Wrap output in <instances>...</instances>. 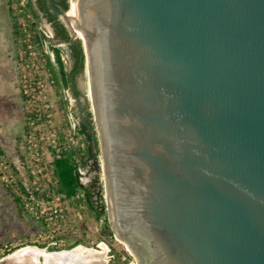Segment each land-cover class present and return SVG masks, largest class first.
<instances>
[{
	"label": "water",
	"instance_id": "obj_1",
	"mask_svg": "<svg viewBox=\"0 0 264 264\" xmlns=\"http://www.w3.org/2000/svg\"><path fill=\"white\" fill-rule=\"evenodd\" d=\"M72 1L114 236L138 264H264V0Z\"/></svg>",
	"mask_w": 264,
	"mask_h": 264
},
{
	"label": "rangeland",
	"instance_id": "obj_2",
	"mask_svg": "<svg viewBox=\"0 0 264 264\" xmlns=\"http://www.w3.org/2000/svg\"><path fill=\"white\" fill-rule=\"evenodd\" d=\"M68 30L71 33L69 28ZM81 36L83 35L81 34ZM15 39L17 40L16 33ZM15 47V52L17 54V42ZM4 58L5 57H3V59ZM16 71L17 74L14 72L10 81L7 80L6 87L8 88V92H5L6 97L0 100V113L3 114L7 110L11 112L10 117L6 120L7 124H0V132L7 135L8 138L7 144L0 145L2 149L0 152V243L2 245V247H0V258L23 245H35V242L47 243L48 245H59L79 238L84 243H79L75 245V247L109 248L108 254L110 255V264H125L126 261L130 264L138 263L135 254L128 244L126 242L124 243L121 238L114 236L110 224L109 228L105 229L102 233L100 221H97L93 217L81 200L78 198L66 197L55 190L56 179L52 171L53 145H48L47 142L44 143V145H37L39 150L43 152L40 154L41 159L38 161V164L33 166L35 170L39 171L40 169L41 171L38 172L40 174L35 182L27 176L29 166L27 165L26 155L29 154V148L27 145H22L27 127L25 116L26 105H28L29 108H31L32 105L40 107L42 113L50 112L51 116L49 121L44 120L43 123L37 122L36 124V131H44V137L47 141L51 139L49 133L52 129L55 131V137L59 135L62 137L67 128L72 124H75L78 129L77 126L80 115L78 112V104L76 100H74L71 90L65 88L64 94H60L55 85L48 82V77L44 68L41 71L43 85L39 87L34 84L27 86L28 91L34 93L37 97L36 102L28 103L22 92V71L17 67V63ZM25 72H30L28 75L34 73L27 69H25ZM79 77L82 91L85 93V76L83 71L79 73ZM86 77L88 98L86 94L83 95L87 98L89 108L91 109L90 97L93 98V92L90 84V75L87 69ZM46 103L48 106H46ZM70 107L74 108L76 113L70 114L68 112V108ZM44 117L45 119L47 118V116ZM14 122L18 124L16 130L12 129L14 127ZM39 135L40 134L37 133V138ZM74 145L77 144L61 145V147L62 150H64L68 146ZM82 171L87 172L83 175V180H89L91 172L87 171V167H83ZM17 181H21L23 188L32 190L33 194L39 192L42 196L50 195L54 197V203H56L57 207L60 206L61 210L58 209L55 212L56 216H53L51 226H49L47 221L45 222L39 210V207L44 208L41 202L42 198H37L36 204H34L32 201H29V199L21 196L19 190L22 189L17 185ZM14 191L18 196L20 195L18 199H16ZM58 193L60 195V204H57L58 199L55 198ZM32 199L35 198L32 197ZM53 208L54 204L52 203L51 209ZM109 231L110 236L108 235ZM111 247L113 249L110 250ZM42 248L47 249L46 246H42ZM118 256L120 259L116 262V257Z\"/></svg>",
	"mask_w": 264,
	"mask_h": 264
},
{
	"label": "trees",
	"instance_id": "obj_3",
	"mask_svg": "<svg viewBox=\"0 0 264 264\" xmlns=\"http://www.w3.org/2000/svg\"><path fill=\"white\" fill-rule=\"evenodd\" d=\"M55 6L59 9L66 10L69 6L68 0H53ZM71 3V0H70ZM28 6L33 11L32 5L28 0ZM42 8L44 6L42 5ZM72 9V3H71ZM70 9V10H71ZM68 10V9H67ZM53 19L57 33L68 40L70 38V32L66 26L54 16L49 15ZM81 36V35H80ZM85 42L83 36H81ZM86 48V45H85ZM70 49L75 56V63L72 68L67 69L66 64L61 55V49L58 46H53L54 52L53 58L48 53L46 54V69L49 71L50 76L54 80V85L60 94H64L65 88L72 90L74 96H81V109L82 117L78 119V131L82 135L83 145L68 146L65 148L60 156L54 157L52 160V171L56 179L55 190L62 193L69 198H78L87 207L93 217L100 221L101 231L109 228V223L106 214V204L104 200L103 180L101 178V169L99 161V145L96 134L95 124L92 117L89 103L83 93L82 89L77 87L75 75L83 71L84 58L81 57V39L76 36L73 39V43L70 44ZM87 56V55H86ZM87 65V59H86ZM86 67V66H85ZM75 69V72L72 71ZM92 101V97H90ZM93 102V101H92ZM75 112V111H74ZM76 113V112H75ZM2 149L0 148V152ZM87 167V171L91 172L89 180L84 181L83 175L87 172H83L82 168ZM19 187H23L21 181H17ZM16 199L19 196L14 191ZM110 236V231L108 232ZM79 243H84L81 239H73L64 244L48 245L47 243L35 242L38 246H46L47 249H69ZM86 244V243H85ZM0 247H2L0 243ZM113 249L112 247L110 250ZM9 252V251H7ZM118 262L120 257H116ZM125 264H129L127 261Z\"/></svg>",
	"mask_w": 264,
	"mask_h": 264
},
{
	"label": "built area",
	"instance_id": "obj_4",
	"mask_svg": "<svg viewBox=\"0 0 264 264\" xmlns=\"http://www.w3.org/2000/svg\"><path fill=\"white\" fill-rule=\"evenodd\" d=\"M10 13L12 18V23L16 30V37H17V56H16V63L17 67L20 68L21 72V86L22 92L25 96L26 101L29 102H36V95L28 91L27 86H31L34 84L35 86L39 87L43 85V78L41 77V71L43 68L46 71L48 82L54 85V80L50 76L49 71L46 69L45 62H46V53L42 47V33L43 28L37 23L34 13L28 6V0H8ZM25 69L28 71L34 72L32 75H28L25 72ZM46 106L48 104L46 103ZM26 130H25V138L22 145H27L29 148V154L26 155L27 165L29 166V170L27 171V176L33 181H36V178L39 177L38 172L35 170L33 165L38 164V161L41 159L40 154L43 152L39 150L37 145H44L47 142L48 145H53L54 152L53 158L60 156L62 150L61 145H70V144H77L83 145L82 142V135L76 128L75 124H72L67 128L64 135L61 137H55V131L52 129L49 133L51 139L47 141L44 137V131H36L37 122L43 123L44 120H50V112L42 113L40 111V107L31 106V108L26 105ZM44 116H47L45 119ZM37 133L40 134L37 138ZM60 137V138H59ZM58 145V146H56ZM42 174V173H41ZM19 194L24 196L25 198L32 201L36 204L37 198H42L41 202L44 208L39 207L41 212L42 218L49 223L51 226L53 216H56V211L61 207H57L56 203H54V197L50 195L42 196L39 192L33 194V191L28 188L20 187ZM20 196V195H19ZM35 198V199H32ZM58 199L57 204H60V195L59 193L55 196ZM52 203L54 204V208H52ZM33 207V206H31ZM54 211V212H53ZM51 229V228H50ZM49 229V230H50ZM101 246V245H99ZM109 248H107V252ZM130 264V263H129Z\"/></svg>",
	"mask_w": 264,
	"mask_h": 264
},
{
	"label": "crops",
	"instance_id": "obj_5",
	"mask_svg": "<svg viewBox=\"0 0 264 264\" xmlns=\"http://www.w3.org/2000/svg\"><path fill=\"white\" fill-rule=\"evenodd\" d=\"M33 12L36 16L37 23L43 28L42 33V47L45 53L51 55V58L54 56V52L52 50L53 46H58L61 49L62 58L66 64L67 69H70V58L67 57L70 55V40H65L64 38H60L55 33L52 22L53 19L50 18L49 15L55 17V19H59L64 25V21L60 17V15L54 11L49 0H29ZM38 4L41 6V10H39ZM42 5L44 8H42ZM9 14V24L13 28L11 13L8 7V0H0V20H2L6 15ZM71 25V24H70ZM66 26V25H65ZM68 29V27L66 26ZM2 35V34H1ZM71 35V33H70ZM9 50L0 48V76L4 78L6 82L10 81L13 73L16 71L15 68L10 67V59L9 54H7ZM3 57H5L3 59ZM5 65V68H4ZM75 100V97H74ZM68 112L71 114L74 113V108H68ZM23 249H17V256H15L14 260H16L18 264H110V255L107 250H101L98 248H90V247H72L69 249H44L39 248L37 245H23L20 246ZM41 247V246H40ZM19 250V251H18ZM75 254V255H74ZM65 257H64V256ZM109 255V256H108ZM63 256V257H61ZM60 261V262H59ZM1 262V261H0ZM55 262V263H54ZM1 264V263H0Z\"/></svg>",
	"mask_w": 264,
	"mask_h": 264
},
{
	"label": "flooded vegetation",
	"instance_id": "obj_6",
	"mask_svg": "<svg viewBox=\"0 0 264 264\" xmlns=\"http://www.w3.org/2000/svg\"><path fill=\"white\" fill-rule=\"evenodd\" d=\"M8 7H9V2H8ZM38 7H39V10H41L40 9L41 8L40 4H38ZM9 11H10V7H9ZM34 16H35V14H34ZM35 18H36V16H35ZM36 21H37V19H36ZM52 24H53V27H54V30H55V33L57 34V36L62 38L57 33V30H56L54 22H52ZM15 33H16V30L14 28V25H13V28H12V26L9 24V14H8L2 20H0V48L1 47L3 48V46H4L5 49L9 50L7 52V54H9V59H10V63H11L10 64L11 69L15 68V66H16V56L17 55H16V52H15V48H16L15 47L16 46ZM68 40H70V38ZM70 43L72 44L73 41L70 42ZM69 54L70 55L67 57V59L70 58V68H72L74 63H75V56L73 55L71 49H70ZM0 66H2V65H0ZM4 68H5V65H4ZM74 72H75V69L72 71V73H74ZM75 78H76V82H77L76 83L77 87L82 89V86L80 84L79 74H76ZM6 85H7V82L4 80V78H2L0 76V100H2L1 98H5L6 97V93L5 92H8L7 91L8 88L6 87ZM71 94H73L72 90H71ZM73 97H75L74 94H73ZM75 100H76V103L78 104L79 115H80V117H82V115H83L82 109H81L82 97L81 96H76ZM10 114H11V112L9 110L5 111L3 114L0 113V124H4V123L7 124L6 120L10 117ZM17 127H18V124L16 122H14V127L12 129L16 130ZM7 141H8L7 135H4V134H2L0 132V145L7 144L8 143Z\"/></svg>",
	"mask_w": 264,
	"mask_h": 264
},
{
	"label": "bare ground",
	"instance_id": "obj_7",
	"mask_svg": "<svg viewBox=\"0 0 264 264\" xmlns=\"http://www.w3.org/2000/svg\"><path fill=\"white\" fill-rule=\"evenodd\" d=\"M71 3H72V9H73V1L71 0ZM70 3V5H71ZM72 9L70 10V7L68 8V10L66 11V17L69 19V24H71V28L74 30V32L76 33L77 36L80 37V35L82 34L84 36V39H85V45H86V48H85V45H84V51H85V61L87 59V65H86V69L88 70V74L90 75V84H91V89H92V92H93V87H92V77H91V70H90V64H88L89 62V57H88V47H87V44H86V35H85V30H84V26H83V23L79 20V18L77 17V15H74L72 13ZM87 55V56H86ZM86 69H85V75H86ZM86 80H87V77H86ZM87 96H88V87H87ZM90 105H91V110L93 108L92 106V103L90 101ZM93 115H94V112H93ZM108 189L106 191V197H107V201H108V206H109V209H110V204H109V199H108ZM110 218H111V210H110ZM112 221V220H111ZM117 237L118 238H121L118 234H117ZM123 240V239H122ZM123 242L125 243L126 241L123 240ZM127 243V242H126ZM21 249H23V247H21ZM101 250H107L106 247H102ZM19 251V250H18ZM75 255V254H74ZM64 256V255H63ZM61 256V257H63ZM65 257V256H64ZM60 262V261H59ZM55 263V262H54ZM138 264V263H136Z\"/></svg>",
	"mask_w": 264,
	"mask_h": 264
}]
</instances>
